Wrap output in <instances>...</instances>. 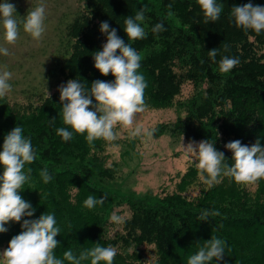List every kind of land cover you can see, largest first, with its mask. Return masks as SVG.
Returning <instances> with one entry per match:
<instances>
[{
    "label": "trees",
    "instance_id": "obj_1",
    "mask_svg": "<svg viewBox=\"0 0 264 264\" xmlns=\"http://www.w3.org/2000/svg\"><path fill=\"white\" fill-rule=\"evenodd\" d=\"M217 2L223 7L220 18L205 23L196 0H160L158 8L145 12L142 27L147 37L128 41L123 30L124 19L134 16L139 10L138 0H87L68 24L63 54L57 65L47 71V76L59 78L58 81L63 84L70 79L80 80L88 87L96 80L113 82L115 77L111 73L102 75L94 67L93 60V53L102 51L107 42V35L100 31L101 22L107 21L110 28L116 29L117 35L125 43H130L141 56L139 72L147 82L144 93L146 105H177L186 113L174 123L159 125L156 131L180 135L187 140H209L218 151L224 153L225 163L231 164L233 154L224 147L225 144L240 140L243 145L251 146L259 139L264 146V32L257 34L238 28L230 18L231 7L234 4L243 5L248 0ZM252 3L264 6V0H252ZM170 4L171 8L168 7ZM170 13L180 20V25L169 18ZM156 23H163L166 30L153 34L151 28ZM225 44L229 45L227 52L223 49ZM214 48L220 49L215 63L207 54ZM223 55L239 59V64L228 73L219 71L218 61ZM188 82L193 84L194 91L187 102H182L178 96ZM49 96L47 94L37 106H33V103L27 105V115H37V125L32 127L35 142L44 143V140L53 137L64 141L55 131L56 128L68 127L62 121L58 88ZM37 108L44 109L38 112ZM17 110L22 113L21 109ZM52 118H55L54 123L51 122ZM68 130L72 131L70 127ZM75 134L78 133L73 132V136ZM71 140L64 142L70 144ZM57 150L56 145L45 147L37 153L33 163L25 165V168L31 169V178L23 185L24 193L31 195L34 186L44 183L40 172L45 167L52 180H56L57 172L52 159L56 157L53 152ZM197 173L194 165L188 168L182 179L184 188L195 181ZM225 179L230 183L234 181L228 177ZM237 184H240L239 194H250L264 203V179L258 181L255 191ZM84 185L87 187L84 199L78 196L82 189L76 185L79 194L73 202L66 195L61 207H58L59 199L54 198L57 182L47 191H42L44 197L41 198L40 209L32 217H24L17 222L10 232V238L21 233L23 219H37L43 213L40 211L49 208L50 212L45 213L54 214L57 227L61 230L55 238L59 242L55 254L61 259L66 250L79 255L81 251L99 244L119 249L113 264H149L143 260V246L152 245L157 255V260L152 264H187V258L198 251V244L216 236L226 242L225 258L219 264H225V261L227 264H264V215L245 213L244 208L238 205L237 219L210 216L205 222L196 216L197 213L191 219H183L174 210L134 201L130 204V216L122 220L121 231L108 237L106 229L103 228L101 234L100 224L94 225L83 215L84 200L89 195L96 197L97 194L92 186L85 182ZM71 193L68 192L74 196ZM205 194L195 200L187 199V202L195 210ZM10 240L3 241L7 243ZM64 264L69 262L64 261ZM82 264H91V260ZM210 264L218 262L213 260Z\"/></svg>",
    "mask_w": 264,
    "mask_h": 264
},
{
    "label": "clouds",
    "instance_id": "obj_2",
    "mask_svg": "<svg viewBox=\"0 0 264 264\" xmlns=\"http://www.w3.org/2000/svg\"><path fill=\"white\" fill-rule=\"evenodd\" d=\"M205 23L215 22L223 11L221 3L217 0H196ZM171 8V4L168 5ZM16 8L8 0L0 2V25L3 28L4 41L14 44L19 38L20 26L34 40H39L45 31V5L40 3L35 8L27 11L22 20L16 18ZM230 18L236 27L243 30H252L257 34L264 32V6L253 4L248 0L243 5H233L230 9ZM145 20V8H140L134 16L124 19V32L128 41L142 40L147 37V32L142 27ZM163 23L152 26L153 34L165 31ZM100 31L107 35V42L102 51L93 53L94 67L107 76L111 73L115 80L105 82L96 80L88 87L80 80H68L66 84L58 87L60 103L62 105V121L68 127L56 128V135L67 142L72 139L73 132L86 133V140L92 144L97 139L115 141L119 133L114 129L120 125L130 129V138L148 137L154 135L155 129H147L137 124L138 114L146 111L144 93L147 82L142 73L141 56L130 43H125L117 35L114 28H110L107 21L101 22ZM225 52L229 45L223 46ZM117 51L119 54H117ZM220 52L219 48L207 52L212 62ZM0 54L7 56L8 48L0 46ZM239 64V59L227 55L221 56L218 61L219 71L228 73ZM12 73L7 70L0 71V98L5 97L11 91L9 80ZM49 96V94H48ZM50 98V96H49ZM93 98L95 103H93ZM55 118H52L54 123ZM72 131H69L68 128ZM189 158L198 170V177L209 187L222 182V178L228 177L236 183L256 184L264 179V146L257 139L251 146L243 145L240 140L231 141L224 147L232 152L233 163H225L223 152L214 147V143L203 140L199 143L190 141L183 146ZM36 155L31 139L23 135L21 126H15L7 133L0 150V165L3 173L0 174V233L7 232V223L20 222L24 217H32L35 209L19 194L23 185L30 180L31 169L25 172V165L35 161ZM40 176L45 184L53 177L45 167ZM106 197L97 199L89 195L83 202L88 209L96 205H103ZM215 210H202L199 219L207 221L210 216H218ZM110 222L119 224L122 217L115 212L110 217ZM22 231L9 241L6 249L0 251V264H82L91 260V264H113L117 255V248L108 245L96 244L91 249L83 250L76 255L72 250H66L63 258H58L55 249L59 245L57 239L60 228L54 214L42 213L37 219H23ZM226 242L212 236L198 244V251L187 258V264H210L215 260L224 261ZM225 264L227 262L225 261Z\"/></svg>",
    "mask_w": 264,
    "mask_h": 264
},
{
    "label": "rangeland",
    "instance_id": "obj_3",
    "mask_svg": "<svg viewBox=\"0 0 264 264\" xmlns=\"http://www.w3.org/2000/svg\"><path fill=\"white\" fill-rule=\"evenodd\" d=\"M87 0H8L16 8V18L22 20L27 11L38 6L45 5V31L42 38L34 40L23 31L20 26L19 38L14 44L4 41L3 28L0 25V46L7 47V56L0 54V71L7 70L12 73L9 80L11 91L0 98V150L3 140L16 125L21 126L23 135L31 139L35 155L45 147L56 145V156L52 159L55 165L56 180L34 186L31 195L24 193L22 187L19 194L35 209H40L42 191L58 183L54 198L59 199L58 207L64 205L66 195L73 202L79 194L77 186L82 191L78 195L84 199L88 186L96 191V198L105 196L103 205H96L92 209L85 207L83 215L94 225L100 224V233L106 229L108 237L121 231V223L110 222L113 212L122 217V220L130 216V204L134 201L144 202L158 206L160 209L167 208L181 214L183 219H191L194 213L200 216L202 210H215L221 217L237 219L238 205L244 208L245 213L256 212L264 215V203L251 195L239 194L241 190L236 182H229L222 178V182L211 187L205 185L195 176V181L184 188L182 179L188 168L194 165L193 161L185 152L183 146L190 141L199 143L201 140H187L180 135H171L168 132L159 133L157 127L163 123H174L185 116V111L177 105L171 106H147L146 111L138 114L137 124L151 130L156 134L151 138H130L129 131L118 125L114 131L119 133L115 141L97 139L92 144L86 140L85 134H75L71 143H65L57 138H47L43 142L33 140V125L37 115H27V105H39L47 94H52L64 82L59 78L48 77L47 71L57 65V61L63 54V49L68 38L66 28L77 15L80 8L85 6ZM2 2V0H0ZM139 9L145 8V12L158 8L160 0H138ZM169 18L180 25V20L169 14ZM194 91L192 83L183 86L178 99L187 102ZM21 109L22 113L17 109ZM44 109V108H42ZM42 109L37 108L36 111ZM1 119L4 120L1 122ZM158 133V134H157ZM195 166V165H194ZM25 168V172L27 173ZM3 166L0 165V174ZM35 184V183H34ZM249 191H255L256 184H242ZM73 188V189H72ZM72 189V190H71ZM71 191L72 195L68 194ZM206 193V194H205ZM205 194V198L199 202L195 210L187 202L195 200ZM49 196V194H48ZM47 195L45 197H48ZM186 200V201H185ZM50 212L45 208L40 213ZM192 214V215H191ZM236 216V217H233ZM217 217V216H216ZM17 222H9L5 225L7 232L0 233V251L7 248L3 240H10V232ZM3 241V242H2ZM144 261L152 264L157 260L155 249L152 245H144ZM119 250V249H118ZM229 255V254H226Z\"/></svg>",
    "mask_w": 264,
    "mask_h": 264
}]
</instances>
